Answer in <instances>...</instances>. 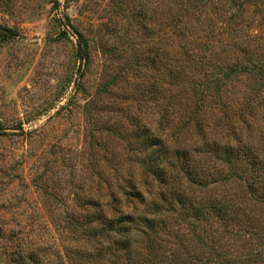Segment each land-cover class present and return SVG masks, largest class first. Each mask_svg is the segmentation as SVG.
Returning <instances> with one entry per match:
<instances>
[{
  "label": "rangeland",
  "instance_id": "obj_1",
  "mask_svg": "<svg viewBox=\"0 0 264 264\" xmlns=\"http://www.w3.org/2000/svg\"><path fill=\"white\" fill-rule=\"evenodd\" d=\"M200 120L215 178L203 193L182 173L185 205L165 201L151 133L201 148ZM121 212L155 214L156 243ZM15 259L264 264V0H0V264Z\"/></svg>",
  "mask_w": 264,
  "mask_h": 264
},
{
  "label": "trees",
  "instance_id": "obj_2",
  "mask_svg": "<svg viewBox=\"0 0 264 264\" xmlns=\"http://www.w3.org/2000/svg\"><path fill=\"white\" fill-rule=\"evenodd\" d=\"M199 3H196V5ZM174 28H179L180 24L173 23L172 24ZM190 27L191 24L188 23L185 25V29L183 27L182 31L179 32L182 36L189 38L190 36ZM6 31H9L10 34L15 35L17 32L11 28H5ZM178 32V31H177ZM175 31L171 32V39L178 36V33ZM192 39V38H191ZM88 51V50H87ZM85 57H88V54H84ZM82 56V55H81ZM181 57H179L180 59ZM178 59V60H179ZM198 60L202 61L207 67H210L212 62L211 59L208 58V56L205 57H199ZM195 95L198 97L195 106L193 107L194 113L199 114L200 106L203 105V95L204 93H201L200 89L194 91ZM201 93V95H200ZM191 108V107H189ZM166 118V117H165ZM202 120V119H201ZM198 121V124L196 126L194 125V128L197 131V136L201 138L199 141V145L201 148H199L196 143H186L184 144L181 141H178L174 138H170L169 141L166 140L164 136L155 135L153 132L151 133L153 141V149L151 150V158H150V167L151 172L154 174V177L157 178L161 182V190H162V199L167 201V199L171 196L172 202H178L182 204L183 206L186 203V194H177L176 191V183L180 184L182 183V173H187L188 179L190 182V186L192 187L191 183H197L199 186H201L202 191L204 193V190H208L209 186L211 184V179H214L215 177L212 176L210 173L211 166H213L214 162V154L212 149H214L213 145H211V140L213 137V134L210 130H207L208 124L204 121ZM210 124V123H209ZM175 128H182L181 125L178 126H172L170 129ZM209 129V127H208ZM189 130V129H188ZM230 154L232 156H235L236 152L235 150H229ZM248 157V160H250V156L248 154H245ZM174 181V182H173ZM213 182V181H212ZM215 183V182H213ZM190 188V187H189ZM191 189V188H190ZM217 192L220 191L219 188H216ZM222 193L223 192H229L231 190L230 183L225 182L224 186L221 187ZM171 194V195H170ZM141 193L134 195L137 198H139L138 202H143L144 199L141 198ZM213 207L212 211L213 214L216 216L221 215L222 217H225L228 212V208L230 204H226L227 202L217 201L218 196L217 194L213 195ZM126 202L129 203L127 200ZM135 205V202H133ZM137 206V205H136ZM162 208V207H160ZM199 216L200 214L204 213L203 210H199ZM159 214V213H158ZM127 215V216H126ZM122 216V217H121ZM126 218H125V217ZM121 219L119 220V224L121 226H126L128 229H131L132 227H136L137 233H143L147 235L151 239L152 245H154L156 242V235H158V229H159V220L156 218L157 216L153 214L152 216L144 215L137 216L135 213H128L125 214L121 212L120 214ZM206 218V217H205ZM128 222L129 224L123 223ZM118 226V216L115 220L110 221ZM114 225V226H115ZM129 226V227H128ZM110 229L107 230V232H103L102 235H100V238L96 241L97 243L101 241L107 240L108 242H111V239L118 241V228H116L114 231L116 232L113 236L107 237V235L110 233ZM130 234L126 232L123 236H121L123 243H127L130 240ZM104 239V240H103ZM130 244H127L125 247L128 249ZM16 264H29L26 259L24 260H17L15 259Z\"/></svg>",
  "mask_w": 264,
  "mask_h": 264
}]
</instances>
